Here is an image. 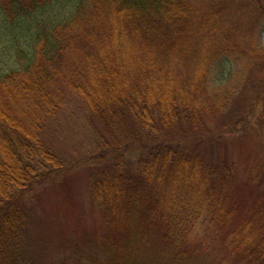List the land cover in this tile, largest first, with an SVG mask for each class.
<instances>
[{
	"label": "trees",
	"instance_id": "1",
	"mask_svg": "<svg viewBox=\"0 0 264 264\" xmlns=\"http://www.w3.org/2000/svg\"><path fill=\"white\" fill-rule=\"evenodd\" d=\"M46 1L0 6L22 11ZM200 2L80 0L64 20L41 30L25 62L0 73V264H32L22 196L63 167L43 135L69 95L83 99L103 146L91 189L118 219L124 244H110L111 264L123 259L126 246L127 264H138L133 234L148 236L160 222L163 250L176 257L203 217L228 225L236 167L221 140L246 116L225 125L228 131L207 123L237 94L232 79L217 84L214 66L236 56L240 39L225 6L211 3L206 11ZM252 45L249 54L263 59L261 42ZM134 149L137 159L125 160ZM232 234L231 264H264V189Z\"/></svg>",
	"mask_w": 264,
	"mask_h": 264
},
{
	"label": "rangeland",
	"instance_id": "2",
	"mask_svg": "<svg viewBox=\"0 0 264 264\" xmlns=\"http://www.w3.org/2000/svg\"><path fill=\"white\" fill-rule=\"evenodd\" d=\"M79 1L48 0L35 9L22 11L0 6V73L25 62L41 30L64 20ZM200 1L206 11L211 3H216V8L225 6L227 19L236 26L234 33L240 39L236 56L223 57L214 66L217 84L230 78L237 94L207 123L210 128L228 131L224 130L225 125L246 116L236 132L225 133L221 140L222 153L236 167L227 197L229 206L236 209L224 228L216 220L203 217L180 244L177 257L163 250L161 222L156 232L148 236L134 233L138 264H231L233 255L228 243L233 239L232 232L247 216L255 196L264 189V58L249 54L252 43L260 41L264 56V7L259 6L264 5V0ZM238 52H247L251 58ZM65 100L46 124L43 135L46 146L61 159L63 167L40 179L22 196L28 216L26 254L32 264H111L110 244H124L116 224L118 219L114 211L94 198L91 189L104 162L103 146L89 122L83 99L69 95ZM222 123L226 124L221 126ZM138 155L134 149L124 159L130 162V157L135 160ZM125 249L127 254L123 256L116 252L123 257L119 256L122 260L118 264H127L125 255H132L128 246Z\"/></svg>",
	"mask_w": 264,
	"mask_h": 264
}]
</instances>
